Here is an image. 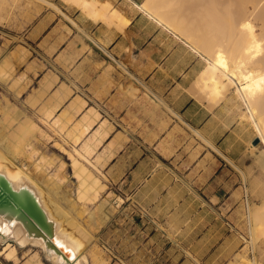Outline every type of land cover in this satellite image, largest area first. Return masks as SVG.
Returning <instances> with one entry per match:
<instances>
[{"label": "rangeland", "instance_id": "374dc122", "mask_svg": "<svg viewBox=\"0 0 264 264\" xmlns=\"http://www.w3.org/2000/svg\"><path fill=\"white\" fill-rule=\"evenodd\" d=\"M157 1L162 3L164 20L190 34V38L185 36L191 42V35L201 38L205 47L229 36V24L221 19L235 22L241 8L239 0ZM28 2L0 0V135L29 126L28 147L33 150L29 155L17 154L13 161L31 172H44L45 184L53 178L61 182L62 187L51 185V197L64 211L67 226L81 234L90 264H264V234L259 232L254 245L250 234V208L263 212L259 226L264 229V169L257 158L260 149L253 154L249 149L253 141L246 154L256 169L240 171L242 192L224 195L205 192L204 179L186 171L185 162L166 161L157 157L154 147L139 146L132 140L135 133L114 131L115 156L100 166L102 172L83 160L100 177L99 187L80 193L85 176L75 172L69 155L84 137L75 141L65 128L49 126L42 119L47 105L54 103L55 85L42 88L50 72L51 51L37 48L29 38L33 19ZM215 19L217 25H212ZM22 48L28 49L25 56ZM198 48L206 53L204 47ZM72 100L65 96L53 115H64ZM80 117V112L75 113L71 122ZM127 141L132 144L126 145ZM108 143L104 141L94 153L95 163ZM200 149L202 146L192 152ZM163 153L168 157L176 151ZM157 168L162 170L159 176ZM166 170L171 174H165ZM146 173H150L148 178ZM5 245L2 241L1 247ZM35 252L41 264H53L41 247L32 244L18 246L17 261L1 253L0 264H25Z\"/></svg>", "mask_w": 264, "mask_h": 264}, {"label": "crops", "instance_id": "0c3cea01", "mask_svg": "<svg viewBox=\"0 0 264 264\" xmlns=\"http://www.w3.org/2000/svg\"><path fill=\"white\" fill-rule=\"evenodd\" d=\"M28 1L29 38L51 51L48 74L57 79L50 86L56 91L63 84L66 97L85 99L81 117L90 107L101 114L92 130L102 121L111 125L107 141L114 131L135 133L132 140L154 147L157 157L185 162L186 171L204 179L207 193L242 192L240 171L257 167L246 154L254 130L232 95L214 104L193 94L206 61L183 29L159 22L166 17L161 2ZM174 149L175 155L163 153ZM161 172L157 168V176Z\"/></svg>", "mask_w": 264, "mask_h": 264}, {"label": "bare ground", "instance_id": "6f19581e", "mask_svg": "<svg viewBox=\"0 0 264 264\" xmlns=\"http://www.w3.org/2000/svg\"><path fill=\"white\" fill-rule=\"evenodd\" d=\"M233 1L237 0H228V3ZM239 2H241L240 15L235 22L230 19H221V22L229 24L231 29L226 39L213 46L205 47L201 38L191 35L194 40L192 39L193 41L190 43L196 51L200 52L198 46L206 49V53L201 52L206 65L194 82L193 94L201 101L206 99L214 104L220 102L230 92H232L233 98L241 100L245 106L241 117L250 122L256 138L259 139L257 143H250L249 149L252 154L260 149L257 158L264 169V0H239ZM158 20L162 24L177 27L182 31L181 27L173 25L162 17H159ZM217 21V19L213 20L212 25H217ZM184 35H188L187 37L190 38V34L184 33ZM27 53L28 49L22 48V56ZM56 79L55 73L48 74L47 82H42V88L50 86ZM67 94L65 86L62 84L54 93L52 106L47 105L44 110L42 119L49 126L65 128L66 134L75 137V141L84 137L80 146L73 145L74 153H70L69 158L75 172L85 176L79 186L80 193L88 194V189L97 190L101 179L84 164V161L96 166L102 172L100 166L106 165L113 159L116 147L112 140L109 141L105 151L97 156V162L93 161L92 158L98 147L106 139H109L111 125L102 121L96 129L92 130L94 122L101 115L93 107H90L76 122H71L72 116L80 111L86 103L85 99L80 97L73 99L67 105L64 115L61 113L53 115ZM28 130L29 126L21 132L17 133L16 131L17 134L8 132L0 135V175H3L15 190L25 187L33 193L52 224L53 236L43 237L29 234L21 221L10 220L0 213V254L4 253L7 258L17 261L19 259L18 246L25 247L32 244L41 247L53 264H90L89 258L84 252V241L81 234L67 226L68 224L63 218L64 211L51 197V185L62 187L61 182L53 178L49 184H45L48 178L44 172H31L27 167L19 166L13 161L17 158V154L29 155L33 150L28 147L30 144L27 138ZM39 131L43 132L40 129ZM3 147L6 150H3ZM40 164V161L36 162V165ZM261 214L263 212L260 213L256 209L250 208V234L253 245L261 236L259 232L264 234V229L259 226ZM2 241L6 242L4 248L1 247ZM41 263L38 252L25 261V264Z\"/></svg>", "mask_w": 264, "mask_h": 264}, {"label": "water", "instance_id": "95a60500", "mask_svg": "<svg viewBox=\"0 0 264 264\" xmlns=\"http://www.w3.org/2000/svg\"><path fill=\"white\" fill-rule=\"evenodd\" d=\"M258 140L255 138L253 143ZM0 213L10 220L21 221L29 234L53 236L52 224L33 193L25 187L15 190L3 175H0Z\"/></svg>", "mask_w": 264, "mask_h": 264}]
</instances>
